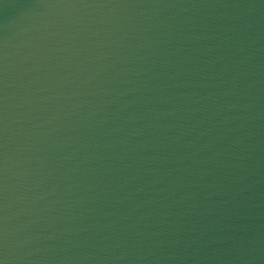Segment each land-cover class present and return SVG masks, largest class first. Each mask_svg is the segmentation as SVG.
I'll use <instances>...</instances> for the list:
<instances>
[{"label": "water", "instance_id": "obj_1", "mask_svg": "<svg viewBox=\"0 0 264 264\" xmlns=\"http://www.w3.org/2000/svg\"><path fill=\"white\" fill-rule=\"evenodd\" d=\"M2 264H264V0H0Z\"/></svg>", "mask_w": 264, "mask_h": 264}, {"label": "snow or ice", "instance_id": "obj_2", "mask_svg": "<svg viewBox=\"0 0 264 264\" xmlns=\"http://www.w3.org/2000/svg\"><path fill=\"white\" fill-rule=\"evenodd\" d=\"M0 264H2V262H0Z\"/></svg>", "mask_w": 264, "mask_h": 264}]
</instances>
